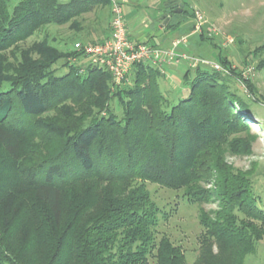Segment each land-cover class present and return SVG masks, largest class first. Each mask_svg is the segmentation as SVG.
Returning a JSON list of instances; mask_svg holds the SVG:
<instances>
[{"label": "trees", "instance_id": "1", "mask_svg": "<svg viewBox=\"0 0 264 264\" xmlns=\"http://www.w3.org/2000/svg\"><path fill=\"white\" fill-rule=\"evenodd\" d=\"M95 1L21 0L10 9L9 0H0V149L39 203L34 229L49 249L38 263L188 264L180 247L157 237V209L142 184L150 182L182 190L192 203L218 204L199 212L194 264H242L264 236V205L249 173L225 161L227 151L248 152L233 136L249 108L222 73L187 69L182 86L188 94L174 104L150 64L134 65L127 75L131 83L112 88L105 69L72 63L82 56L73 50L60 53L47 41L18 47L38 29L66 24ZM59 62L65 71L56 76ZM219 62L236 76L228 60ZM67 101H92L88 105L97 110L91 114L86 107V119L61 123L40 117ZM30 129L54 140V147L19 162V142ZM85 181L94 184L92 198L74 199L64 220L65 191ZM209 184L213 189L204 187ZM0 264H25L1 238Z\"/></svg>", "mask_w": 264, "mask_h": 264}, {"label": "rangeland", "instance_id": "2", "mask_svg": "<svg viewBox=\"0 0 264 264\" xmlns=\"http://www.w3.org/2000/svg\"><path fill=\"white\" fill-rule=\"evenodd\" d=\"M20 1L9 0L10 9ZM58 1L69 2V0ZM118 1L122 6L123 14L129 2L130 11L138 10L152 23L149 30H142V33L135 35V32L127 27L129 18L124 16L129 40L155 48L161 59H165L167 52L172 51L173 60L162 64L178 67L183 65L175 77L169 79L174 81L170 83L177 88L170 87L160 78L158 79L162 94L172 103L176 104L187 96L189 90L180 89L183 72L185 68L193 69L191 67L193 63L200 60L219 65L222 70L216 72L223 74L229 90L245 100L249 112L242 113L244 127L241 126L240 131L233 137L239 139L244 150L248 152L239 154L237 151H227L225 161L234 171L249 173L255 194L260 197L264 205V0ZM85 9L66 24L48 25L38 29L31 37L19 43L18 47L28 49L35 43L47 41L60 53L73 50L82 55L72 63L85 66L88 60L85 61L86 57L81 50L76 49L75 45L93 46L103 43L109 37L111 0H96L93 5ZM173 9L175 11H172ZM165 18L169 20L164 24ZM159 21L165 36L156 34L151 37L150 43L156 45H149L147 44L149 42L135 38H141L146 33L151 34L152 28L156 27ZM30 56L36 58L34 54ZM220 59L230 62V68L236 76L229 75L230 71L219 62ZM61 63L55 66L56 76L62 75L65 71L61 69ZM108 74L113 88V75L110 72ZM126 79L124 86L131 83L128 76ZM96 97L99 95L97 94ZM89 103L91 104L92 101L84 106H78L67 101L56 111H49L40 117L44 120H55L57 123H61L64 118H74L73 116L78 120L82 117L86 119L89 113L83 112L87 110L86 107L90 108L91 114L97 110L93 105L90 107ZM111 107L115 110L113 113L119 114L115 104ZM53 141L43 139L39 131L30 129L28 134L20 139L18 161L35 160L36 153L43 154L45 149L54 147ZM15 165L16 163L7 158L0 149V238L9 246L11 253H19L23 257L25 264H39L38 256L46 254L49 249L48 242L42 240L34 229L39 203L33 190L17 180L14 174ZM92 183L85 181L65 191L67 197H64L63 204L64 220L70 216L74 199L88 202L92 198L95 190ZM142 184L150 202L157 209L155 228L157 237L168 238L173 245L180 247L186 262L194 264L199 254V236L202 233L199 212L214 211L218 204L213 200L205 204L192 203L183 196L182 190H171L150 182H142ZM204 187L213 189L211 184ZM242 264H264V236L256 242L253 251L245 256Z\"/></svg>", "mask_w": 264, "mask_h": 264}, {"label": "built area", "instance_id": "3", "mask_svg": "<svg viewBox=\"0 0 264 264\" xmlns=\"http://www.w3.org/2000/svg\"><path fill=\"white\" fill-rule=\"evenodd\" d=\"M110 10L111 33L109 37L103 43L93 46L81 44L75 46L77 50H81L89 65L105 69L113 75L114 86L124 85L127 82L128 72L136 64L147 63L157 67L173 60L172 51L167 52L165 59H161L155 48L129 40L122 6L118 0H111ZM199 66L214 71L222 70L219 65L205 60L195 62L191 67L194 69Z\"/></svg>", "mask_w": 264, "mask_h": 264}, {"label": "crops", "instance_id": "4", "mask_svg": "<svg viewBox=\"0 0 264 264\" xmlns=\"http://www.w3.org/2000/svg\"><path fill=\"white\" fill-rule=\"evenodd\" d=\"M129 6H130V3L128 2V4L124 8V16L129 18V20L127 22V27H129L133 32H135V35H137L139 32L142 33V30H149V28H151V26H152V23H150L147 20L146 17H143V15L138 12V10L130 11V9H129L130 7ZM162 18L160 19V21L162 20ZM169 19H170V17H169ZM160 21L157 22V26L156 27L154 26V28H152L151 34L147 35V33H146L141 38H138V37H135V38L140 40V41L149 42V43H147L149 45H156L154 43L153 44L150 43L151 42V37H153L156 34H159V35H162V36L165 34L164 29L162 28V25H160ZM181 66L183 67V65H180L178 67V66H167L165 64H161V65H159V66H157L155 68L159 71V73L161 75L160 80L162 82L167 83L170 87L172 86L174 88H177L176 85L173 86L171 84L172 82L174 83V81L173 80L170 81L169 79H172V76L175 77V75L182 68ZM186 70H187V68H185V70L183 72V75H184ZM180 83H181V86H180L181 88L180 87L179 88L180 89H184L183 86H182V79H181ZM180 89H178V90H180ZM176 91H177V89H176Z\"/></svg>", "mask_w": 264, "mask_h": 264}, {"label": "water", "instance_id": "5", "mask_svg": "<svg viewBox=\"0 0 264 264\" xmlns=\"http://www.w3.org/2000/svg\"><path fill=\"white\" fill-rule=\"evenodd\" d=\"M180 7H182V5H180ZM181 10H178V12H180ZM168 21L167 18L164 19V24Z\"/></svg>", "mask_w": 264, "mask_h": 264}, {"label": "flooded vegetation", "instance_id": "6", "mask_svg": "<svg viewBox=\"0 0 264 264\" xmlns=\"http://www.w3.org/2000/svg\"><path fill=\"white\" fill-rule=\"evenodd\" d=\"M172 11H175L174 9Z\"/></svg>", "mask_w": 264, "mask_h": 264}]
</instances>
